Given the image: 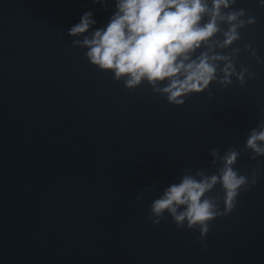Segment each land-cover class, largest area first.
I'll return each instance as SVG.
<instances>
[{
  "label": "water",
  "instance_id": "1",
  "mask_svg": "<svg viewBox=\"0 0 264 264\" xmlns=\"http://www.w3.org/2000/svg\"><path fill=\"white\" fill-rule=\"evenodd\" d=\"M234 7L256 18L234 45L237 70L254 76L175 106L146 83L126 89L72 45L68 28L85 11L105 24L111 0H0V264H264V156L243 151L264 119V63L243 50L264 57V7ZM213 148L238 150L239 174L259 165L256 183L202 241L167 214L152 224L163 187L215 171Z\"/></svg>",
  "mask_w": 264,
  "mask_h": 264
},
{
  "label": "clouds",
  "instance_id": "2",
  "mask_svg": "<svg viewBox=\"0 0 264 264\" xmlns=\"http://www.w3.org/2000/svg\"><path fill=\"white\" fill-rule=\"evenodd\" d=\"M264 7V0H256ZM106 5L109 0H93ZM113 10L107 22L96 27L91 11H85L71 25L67 35L72 45L85 49L84 56L101 71L110 72L114 81L128 90L142 83L169 104L181 106L191 94L209 89L210 84L227 87L233 78L243 87L254 73L243 65L237 70L241 52L235 47L240 31L256 18L244 8H235L237 0H111ZM231 49L230 52L225 50ZM244 52L264 63V57L250 43ZM243 151L251 159L264 156V119L249 130ZM215 171H184L179 179L163 187L151 201L149 220L158 224L165 214L177 226L199 232L202 241L209 224L227 216L236 206L237 196L256 183L259 165L250 176L234 168L239 151L229 148L209 150ZM219 185L222 197L209 193ZM142 194L135 199L140 200ZM221 202L223 208L221 210ZM206 248L207 245H202Z\"/></svg>",
  "mask_w": 264,
  "mask_h": 264
}]
</instances>
